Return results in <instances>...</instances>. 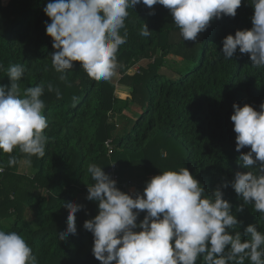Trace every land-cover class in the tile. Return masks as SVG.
I'll return each mask as SVG.
<instances>
[{
    "label": "trees",
    "instance_id": "trees-1",
    "mask_svg": "<svg viewBox=\"0 0 264 264\" xmlns=\"http://www.w3.org/2000/svg\"><path fill=\"white\" fill-rule=\"evenodd\" d=\"M49 2L11 0L5 5L0 0V64L5 69L12 64L25 67L19 81L22 90L45 85L43 114L48 122L43 157L28 156L18 148L12 153L0 151L4 168L0 230L21 235L38 264H100L92 253L93 235L83 228L98 213V205L78 196L88 194L87 186L94 183L89 164L109 174L116 162L118 188L125 193L130 192L122 185H134L129 179L134 171L140 181L187 167L206 194L228 183L222 189L224 198L242 222L236 231L244 239L250 238L244 235L248 225L264 231V217L253 204L236 212L243 200L230 186L235 172L248 171L240 166L239 156L250 151V147L236 151L233 105L248 104L259 111L264 103V69L253 67L249 55L239 50L231 59L222 52V41L229 34L251 29V0H243L234 18L214 19L196 41L172 40L180 29L162 5L149 9L141 3L128 9L127 41L116 54L117 68L110 79L99 81L90 78L78 62L65 70L63 81L53 68L51 54L56 50L45 27L51 21L43 11ZM145 24L151 32L147 37L140 35ZM170 54L183 57V62L170 65ZM147 59L150 63L139 73H129ZM49 83L59 90L60 98L55 90L47 91ZM0 85H11L6 71H0ZM118 92L127 93V98ZM109 139L115 147L112 159L105 146ZM10 156L17 158L16 165L8 166ZM23 160L38 170L33 177L19 172ZM145 186L138 185L136 191L142 193ZM68 201L84 208L77 213V234L61 240L59 232L67 229L64 204ZM197 264H203L202 258ZM245 264L251 262L246 259Z\"/></svg>",
    "mask_w": 264,
    "mask_h": 264
},
{
    "label": "clouds",
    "instance_id": "clouds-1",
    "mask_svg": "<svg viewBox=\"0 0 264 264\" xmlns=\"http://www.w3.org/2000/svg\"><path fill=\"white\" fill-rule=\"evenodd\" d=\"M141 3L149 9L164 6L184 40L196 41L214 19L234 18L243 0H50L43 9L51 21L45 27L56 50L51 59L60 79L66 80L65 70L77 62L90 78L110 79L117 68L116 54L127 41L128 9ZM251 6V29L224 38L223 57L231 59L239 50L249 55L253 67L264 69V0H251ZM150 34L145 24L140 35ZM0 71H6L11 81L10 87L0 85V151L12 153L18 148L28 156L43 157L48 141L42 99L45 85L22 90L19 81L26 69L20 64L7 69L0 64ZM54 90L60 98L59 90L49 83L47 91ZM233 109L236 151L250 147L239 156L240 166L248 171L235 172L230 184L243 200L236 212L253 204L264 217V103L259 111L248 104H234ZM16 164L17 158L10 156L8 166ZM87 171L94 183L87 186L86 199L98 205V213L83 228L93 235L92 253L100 264H197L200 258L203 264H245L246 259L264 264V231L248 225L244 235L249 239L236 231L242 222L224 198L222 189L228 183L206 194L183 167L152 177L142 193H125L104 168L92 163ZM64 207L67 229L59 232L61 240L77 234V213L84 205L68 201ZM142 212L146 214L137 223ZM0 264H38V259L21 235L0 230Z\"/></svg>",
    "mask_w": 264,
    "mask_h": 264
},
{
    "label": "rangeland",
    "instance_id": "rangeland-1",
    "mask_svg": "<svg viewBox=\"0 0 264 264\" xmlns=\"http://www.w3.org/2000/svg\"><path fill=\"white\" fill-rule=\"evenodd\" d=\"M11 0H3L4 4L5 5H8L10 3ZM173 37V41L174 42H179L180 39H183V37L181 36V34H176ZM184 60L183 57L181 56H177L175 54H170L169 55V64L170 65H173V63H176V64H180L182 63ZM150 63V61L147 60H144L142 62H140L138 65H136L134 68H132L129 73L131 75L135 74V73H139L140 72V67H146L148 64ZM164 70H167V68H165ZM119 94V97L121 98H127V93H123V92H118ZM36 171H38L36 168L33 167V165L27 161V160H23L20 162V167H19V172L21 174H26L28 176H31L33 177L34 174L36 173ZM2 173V172H1ZM138 171L137 172H133L131 173V177H129V179H131V182H133V186L130 187V193H134L137 188H138V185H141L142 186H145L146 185V182L149 181V179H142L140 181H137V177H138ZM44 194L46 195L47 194V190L44 191ZM48 195V194H47ZM88 194H82L81 196H78L79 198H82V199H86ZM25 211V209H23V212Z\"/></svg>",
    "mask_w": 264,
    "mask_h": 264
},
{
    "label": "built area",
    "instance_id": "built-area-1",
    "mask_svg": "<svg viewBox=\"0 0 264 264\" xmlns=\"http://www.w3.org/2000/svg\"><path fill=\"white\" fill-rule=\"evenodd\" d=\"M105 146H106V149H107V155L110 159H112L113 155L115 154V147H114V142L112 139H109L105 142ZM118 171H119V165L118 163L116 162H112V165L110 167V170H109V175L117 181V187H120L121 184L119 182V174H118ZM122 187L127 190L129 189V186L128 184H125V185H122Z\"/></svg>",
    "mask_w": 264,
    "mask_h": 264
}]
</instances>
